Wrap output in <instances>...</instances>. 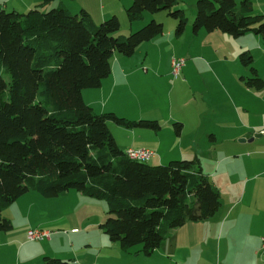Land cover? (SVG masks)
<instances>
[{"label": "trees", "instance_id": "trees-1", "mask_svg": "<svg viewBox=\"0 0 264 264\" xmlns=\"http://www.w3.org/2000/svg\"><path fill=\"white\" fill-rule=\"evenodd\" d=\"M179 0H132L130 23L162 11L177 21L180 36L188 18ZM113 15L97 24L85 10L59 6L25 12L0 11V232L13 229L3 211L20 196L37 191L45 198L71 190L107 203L100 228L126 250L141 246L150 255L169 231L189 221H204L221 207V195L198 158L151 165L128 157L109 128L158 131L157 120H130L114 112L96 113L83 90L96 89L111 74L115 53L131 56L144 42L164 32L155 19L128 36ZM192 29L221 31L238 38L252 31L264 37V14L251 0H198ZM240 62L251 72L250 88L264 79L248 50ZM177 131L181 123H176ZM45 264H68L45 257Z\"/></svg>", "mask_w": 264, "mask_h": 264}, {"label": "crops", "instance_id": "crops-1", "mask_svg": "<svg viewBox=\"0 0 264 264\" xmlns=\"http://www.w3.org/2000/svg\"><path fill=\"white\" fill-rule=\"evenodd\" d=\"M131 3L132 0H0V10L25 12L36 6L43 10L63 6L73 14L85 9L94 21L116 15L122 22L123 35L128 29L135 30L143 24L136 21L128 27L127 9ZM166 23L162 34L139 45L131 56L115 53L109 77L99 88L83 90V98L96 113L114 112L130 120H157L161 126L158 131L127 128L113 121L108 125L122 150H152V165L198 158L203 172L220 193L222 204L213 217L197 224H201L206 233L212 232L220 243L224 230L230 234L242 223H256L258 230L249 250L250 258L253 264H264V248L261 247L264 235V87L255 89L245 84L242 77H250L251 72L240 62V54L245 50L260 53L259 58L254 56V66L264 79V68L259 64L264 61L263 41L260 35L255 36L256 33L234 38L217 30L194 32L189 19L184 32L178 36L174 33L177 21ZM165 42L173 49L165 66L168 75L174 58L185 59L181 72L177 76L173 74L175 78H172L166 109L154 101L163 75L160 74V61L153 60L162 53ZM243 91L247 93L244 97L239 94ZM176 123H181L179 131ZM27 194L42 205H49L50 217L47 219L50 220L40 223L47 225L44 230L49 231L48 227L54 225H48L62 219V216L55 219L54 214L59 216L61 213L51 211L48 199L43 201L45 197L41 194ZM22 198H25L22 204L29 201L28 197ZM92 199L71 190L67 195L57 197V201L50 202L56 206L58 200L61 204L76 201L80 207L72 210L82 208L85 211ZM31 205L30 210L25 208L26 205L20 208L23 224H17L13 214L6 215L16 224L13 223L11 231L0 232V264H45V257H61L63 254L58 251L63 250L64 245L69 248L70 257H77L73 237L69 242L66 237L63 239L61 232L52 233L50 239H28L32 227L29 221ZM181 230L178 227L169 231L171 239L167 237L163 242L166 252L168 246L178 245L175 236ZM110 242H102L101 247L107 249L96 255L94 261L116 264L115 259L119 257L121 261L130 262V251Z\"/></svg>", "mask_w": 264, "mask_h": 264}, {"label": "rangeland", "instance_id": "rangeland-1", "mask_svg": "<svg viewBox=\"0 0 264 264\" xmlns=\"http://www.w3.org/2000/svg\"><path fill=\"white\" fill-rule=\"evenodd\" d=\"M198 0H179L177 8H182L185 11V14L187 18L189 19V23L192 24L193 19L196 16V3ZM238 3L241 2V0H237ZM254 2V12L255 13H263L264 14V5L262 2L264 0H255ZM130 6V5H129ZM1 11V10H0ZM10 12V11H8ZM80 10L77 12L79 13ZM76 14V13H74ZM156 20L157 22H161L164 24V27L167 26L166 21H175V19L168 15V12L162 11L157 14H145V19L139 21L140 23H143L140 28H142L144 25L150 23L152 20ZM105 19L100 20L98 19L95 21L97 24H100ZM120 20V19H119ZM128 27L130 28V21L128 20ZM121 28L119 30V35H122V22ZM138 29L130 30L123 34V36H128L132 32H135ZM175 33V29H174ZM247 33H254L252 31L246 32ZM243 34V35H245ZM242 35V36H243ZM254 35V34H253ZM260 35L256 34L255 36ZM263 45H264V37L260 35ZM183 41V40H181ZM264 47V46H263ZM172 45L169 43H163L161 47L162 53H159V56H155L153 59L156 63L160 61L162 70H160V74L163 75L162 79L159 83L158 93L155 98V103L158 105H161L162 108H167V103L169 101L168 92L172 91V78H175V76L172 73V70L170 71V74L168 75L167 69H165L166 61L170 55V58L172 57ZM253 57L256 58L260 57V53L253 54ZM178 57V55H176ZM217 56H219L217 54ZM180 58V57H178ZM264 68V61H260L259 63ZM254 66V63H253ZM255 67V66H254ZM241 96H246V92L239 93ZM174 96V95H173ZM182 95H180L181 98ZM149 108V107H148ZM124 127V126H123ZM133 129H144V128H133ZM150 164L152 161L149 162ZM152 165V164H151ZM27 193H38L37 191H29ZM25 193L24 195L20 196L14 203H12L9 207H7L3 211V215L6 217V215L13 214V218L15 219V222L17 224L22 222L21 219V207L22 205H26L25 208L30 210L29 204L32 206L31 209V218L29 221L31 222V229H45L47 225H42L40 223H46L50 219H47L50 217L49 214V205L46 204L42 205L41 203L37 202L34 198L29 197ZM26 195V196H25ZM22 197H28L26 199H29L28 202L25 204H22L23 199ZM41 197H43L41 195ZM43 201H46L48 199L51 211H56L57 213H61V215L57 216V214H54L55 219L62 216V219L59 221H56V223L48 225L53 227H48L50 232L52 233H63L62 236L67 238L69 241V238L73 237L75 242V248L74 251L77 254V257H70L69 256V248L65 245L63 247V250H60V254H63L61 257L57 256L55 258L67 261L68 264H97V260L94 261L96 255H99L103 250L106 251V247L102 248L101 244L102 242L111 243L109 240V237L107 234L100 228V224H102L105 219L107 218V203L103 199H97L93 198L90 203V207H88V210L85 211L82 210V208H79V210H72L73 208L80 207L79 203L76 201H70L68 203L61 204L58 200V203L56 206L51 201H57L55 199L57 198H42ZM52 203V204H51ZM54 205V207H53ZM56 207V208H55ZM75 211V213H73ZM64 212V213H63ZM64 216V217H63ZM13 222V223H15ZM15 223V224H16ZM23 224V222L21 223ZM188 224V225H187ZM243 225L237 226L230 234H226V231L224 230L221 242L219 243L218 237H215L212 232L203 231L201 224H197V222L189 221L185 225L181 226L182 230L177 234L176 240L178 239V245L177 246H168V252L164 250V241L166 242V239L162 242L158 248H156L152 254L145 255L142 252H139V249L141 246H135L131 248L130 254L132 255V258L128 261H121L119 257H116L115 261L116 264H253V261L251 260V252L249 251L250 248L253 247L254 244V238H255V232L257 224L254 223L253 225L249 222L242 223ZM187 225V226H186ZM192 225V226H189ZM75 227L73 232L75 234L71 233L72 228ZM191 227V229H190ZM203 232L205 235H203ZM71 233V234H69ZM171 235L168 234V240ZM167 240V241H168ZM70 242V241H69ZM64 243V242H63ZM170 243V242H169ZM118 245V244H116ZM121 247L120 245H118ZM123 250H126L125 248L121 247ZM66 250V251H65ZM128 252V251H127ZM24 254V253H22ZM70 258V259H69ZM249 258V259H248ZM99 264V263H98Z\"/></svg>", "mask_w": 264, "mask_h": 264}, {"label": "built area", "instance_id": "built-area-1", "mask_svg": "<svg viewBox=\"0 0 264 264\" xmlns=\"http://www.w3.org/2000/svg\"><path fill=\"white\" fill-rule=\"evenodd\" d=\"M185 64V59L174 58L172 61V71L174 75H178L181 72L182 67ZM129 158L141 162H149L154 152L146 148H130L126 151ZM52 232L47 230L31 229L28 231V239L30 240H43L50 239ZM261 247L264 248V235L261 237Z\"/></svg>", "mask_w": 264, "mask_h": 264}]
</instances>
